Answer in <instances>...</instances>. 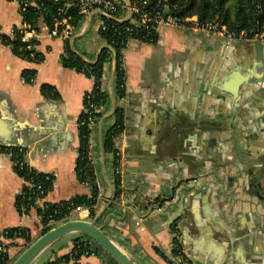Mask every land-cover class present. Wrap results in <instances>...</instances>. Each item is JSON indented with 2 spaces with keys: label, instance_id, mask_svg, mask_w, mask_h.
I'll list each match as a JSON object with an SVG mask.
<instances>
[{
  "label": "crops",
  "instance_id": "1",
  "mask_svg": "<svg viewBox=\"0 0 264 264\" xmlns=\"http://www.w3.org/2000/svg\"><path fill=\"white\" fill-rule=\"evenodd\" d=\"M82 14L69 40L52 37L40 23L42 33L33 38L42 57L37 63L2 42L24 20L17 1L0 0V149L24 148L33 168L53 176L46 203L91 197L97 188L95 214L74 212L66 221L97 220L138 264H171L175 238L190 264H264V44L230 43L169 25L157 28L153 43L131 40L122 51L123 95L115 57L104 65L105 101L90 129L82 181L80 122L95 79L62 59L69 42L72 52L95 63L106 45L100 28L107 19L98 9ZM120 18L130 20V10ZM118 109L120 175L115 154L105 150ZM14 167L12 155L0 152V230L25 228L33 243L43 226L35 209L24 215L17 208L25 182ZM156 210L169 220L144 224ZM172 219L177 234L174 223L168 226ZM77 239L95 252L80 264H117L77 233L47 249L43 264L70 255ZM23 246L19 240L10 248L13 261Z\"/></svg>",
  "mask_w": 264,
  "mask_h": 264
},
{
  "label": "trees",
  "instance_id": "2",
  "mask_svg": "<svg viewBox=\"0 0 264 264\" xmlns=\"http://www.w3.org/2000/svg\"><path fill=\"white\" fill-rule=\"evenodd\" d=\"M23 1V0H19ZM28 1V5L23 3L22 16L24 22L28 23L33 29L39 31V25L43 22L48 30L55 29L57 20H63L69 18V24L71 27H76L82 19V12L80 11V0H25ZM136 0H130L133 4ZM147 8L162 9L163 12L168 13L170 16H174L180 19L197 16L200 22L211 23L219 21L221 24L228 27L232 32H240L246 30L250 33L257 28L264 26V0H148ZM120 10L115 13V16L120 17L123 13ZM136 18V16H134ZM108 28L106 31H101L102 36L106 41L105 47L102 49L98 60L95 63L86 62L84 58L75 54L67 43L66 56L63 57V63L72 69L86 74L89 77L95 79V100L102 105L105 101V95L101 91V81L104 71V65L108 62L112 56L116 55L117 61V86L120 95H123V89L121 85L124 83V69L122 67L121 54L126 47L125 36L119 37L115 35L112 26L122 30L128 26L130 20L117 21L114 19H106ZM64 27L60 26L59 30ZM14 37H2L1 40L4 44L12 47L16 55L19 57L39 63L42 60L40 54L37 53L35 46L37 45V39H32L29 43L22 41L21 30L14 29ZM157 29H151L150 32L138 30L137 34L133 36V40H140L146 43H153L156 40ZM31 45L33 50H28L27 46ZM35 54L34 58L31 57ZM26 81L32 82L33 77L31 73L25 74ZM84 118V115L82 119ZM81 119V121H82ZM81 148L79 158V175L82 181H85L86 174L89 172V158H88V142L90 130L86 126H81ZM124 130L123 113L120 109L116 111V122L114 126L109 130L105 139V150L117 154L116 138ZM0 152L8 153L12 155L14 163L23 161V154L19 153V148H1ZM117 163L119 157L116 156ZM15 171L25 180L33 181L35 187L24 186L22 194L17 198V208L21 214L27 215L32 209H35L40 217L43 230L42 234H45L52 229L54 223H60L66 221L71 212L77 207H87L90 209L92 215L95 214V207L98 203L99 192L97 188L93 189L91 197L78 196L70 201L62 202L59 204H48L46 208H36L35 202L39 196L37 186H41L42 190L47 194L53 188L54 178L43 173H37L35 170H28L27 168L21 169L19 166H15ZM49 177V179H48ZM120 176L117 178V185L120 184ZM172 231L177 234L176 223L172 226ZM7 235L10 238H14L15 235L24 240L23 248H28L32 239L27 229H9ZM28 233V235H27ZM1 234V233H0ZM16 243L10 244L15 246ZM9 247V246H8ZM94 250L85 242L80 239L75 240V246L70 255L64 256L61 259H57L48 264H63L71 261L74 264H80L78 261L84 255L94 254ZM173 260L171 264H176V259L180 260V264H190L185 257L182 246L179 243L178 238L174 239L172 249ZM13 257L11 253L0 252V264H11Z\"/></svg>",
  "mask_w": 264,
  "mask_h": 264
},
{
  "label": "built area",
  "instance_id": "3",
  "mask_svg": "<svg viewBox=\"0 0 264 264\" xmlns=\"http://www.w3.org/2000/svg\"><path fill=\"white\" fill-rule=\"evenodd\" d=\"M21 6V10H23V3L28 5V1H19L15 0ZM148 0H136L133 4H131L130 8L127 4L122 2H117L115 0H80V11L82 13H87L92 10L98 9L100 10L108 19H114L117 21H122L120 17L115 16L120 10L127 11L130 9L131 19L128 26L124 27L122 30L116 28L115 25L112 26L115 35L122 37L125 36L126 38V46L127 44L133 40V36L137 34L138 30L148 31L150 32L151 29H157L159 26L162 25H169L174 27H181L188 29L192 32L199 33L206 35L208 37H220L222 39L227 40L230 43H239V42H260L264 44V26L257 28L252 33L241 30L240 32H232L228 29L227 26L221 24L219 21H214L211 23H202L199 21L197 16L186 17L183 19L170 16L168 13L162 11V9H155V8H147ZM136 16V18L134 17ZM69 18H64L63 20H57L55 24V29L50 31L49 34L55 38H61L64 40H69L71 37V30L72 27L68 23ZM63 26L62 30H59V27ZM108 25L104 22L101 25L100 32L106 31ZM22 34V41L24 43H29L33 38H39L42 30L39 31L33 29L28 23L23 22L21 28ZM15 33L14 30L12 32V38L14 37ZM28 50H33L31 45L27 46ZM35 54H32L31 57L34 58ZM66 56V55H65ZM122 58V54H121ZM95 90V88H94ZM94 90L89 92L85 96V111H84V118L80 122L81 126H86L89 130L94 125L98 111L100 109V104L95 100ZM19 153L23 154V161L14 163V166H19L21 169L27 168L28 170H35L37 173H41L35 168H33L26 159V151L24 148H19ZM118 159V166L115 170L117 175L121 173V156L120 153L117 152L116 154ZM48 175V174H46ZM50 177V175H48ZM48 177V179H49ZM25 185L28 187H35L33 181H28L23 178ZM37 190L39 191V196L36 199L35 205L36 208L44 209L47 207L49 203L45 202V198L47 197L48 193L46 194L42 187L39 185L37 186ZM23 192V190H22ZM21 192V194H22ZM89 208L87 207H77L75 208L71 214L74 212H85L88 211ZM70 214V215H71ZM16 229V228H13ZM25 229V228H21ZM9 230V229H7ZM7 230H0V252H7L8 245L12 243H17L21 238L15 235L14 238L8 237ZM28 235V233H27ZM89 255V254H87ZM74 264V262L72 261Z\"/></svg>",
  "mask_w": 264,
  "mask_h": 264
},
{
  "label": "water",
  "instance_id": "4",
  "mask_svg": "<svg viewBox=\"0 0 264 264\" xmlns=\"http://www.w3.org/2000/svg\"><path fill=\"white\" fill-rule=\"evenodd\" d=\"M128 6L130 8V2ZM114 57L116 60V55ZM158 218H162L166 221L169 220L156 210L148 216L144 224L152 227L153 223L157 222ZM173 223L174 219L168 222V226H171ZM71 233H77L92 240L104 252L111 256L117 264H138L126 255L123 250L97 226V220L95 219L92 221L69 220L53 227L26 248L11 264H34L47 249L61 238Z\"/></svg>",
  "mask_w": 264,
  "mask_h": 264
},
{
  "label": "rangeland",
  "instance_id": "5",
  "mask_svg": "<svg viewBox=\"0 0 264 264\" xmlns=\"http://www.w3.org/2000/svg\"><path fill=\"white\" fill-rule=\"evenodd\" d=\"M30 235V234H29ZM65 240L66 239H62L59 243L61 244V242H65ZM20 241H23L24 242V240L23 239H21ZM32 244V243H31ZM9 247L7 248V253H9V251H10V248L12 247V246H10V245H8ZM49 252L48 253H46L43 257H40L38 260H37V262L35 263V264H43L44 262H45V260L47 259V257L49 256Z\"/></svg>",
  "mask_w": 264,
  "mask_h": 264
}]
</instances>
